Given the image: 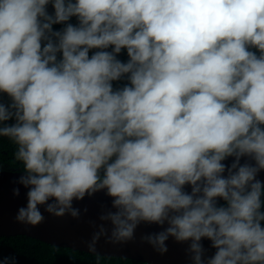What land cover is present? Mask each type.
I'll return each instance as SVG.
<instances>
[{
    "label": "clouds",
    "instance_id": "9594fccd",
    "mask_svg": "<svg viewBox=\"0 0 264 264\" xmlns=\"http://www.w3.org/2000/svg\"><path fill=\"white\" fill-rule=\"evenodd\" d=\"M0 137L20 224L103 193L97 259L147 224L160 255L264 264V0H0Z\"/></svg>",
    "mask_w": 264,
    "mask_h": 264
},
{
    "label": "water",
    "instance_id": "95a60500",
    "mask_svg": "<svg viewBox=\"0 0 264 264\" xmlns=\"http://www.w3.org/2000/svg\"><path fill=\"white\" fill-rule=\"evenodd\" d=\"M21 172L0 169V237L25 235L54 246L93 254L89 251L87 242L91 240L93 232L98 231V227H93L92 222L94 221L97 226L104 223L110 228L109 222L99 220L101 205L108 198L103 193H97L93 197L86 196L83 200L75 202L74 206L80 209V215L76 218L70 214L54 217L43 212L41 208L46 217L45 222L36 227L25 226L15 221V215L18 207L26 204V189L19 186L21 189L19 196H14L12 192V189L18 186L12 181ZM158 230L159 228L155 225L141 224L136 230V241L122 245L106 243L105 238L101 237L96 252L105 257L127 258L146 264H187L186 244L177 243L170 238L166 242L168 252L160 255L152 249L151 245L140 241L139 237L142 234ZM207 243L205 241L206 245Z\"/></svg>",
    "mask_w": 264,
    "mask_h": 264
},
{
    "label": "trees",
    "instance_id": "16d2710c",
    "mask_svg": "<svg viewBox=\"0 0 264 264\" xmlns=\"http://www.w3.org/2000/svg\"><path fill=\"white\" fill-rule=\"evenodd\" d=\"M14 145L7 138L0 137V169L22 171V165L14 160ZM15 254L18 264H146L142 261L105 257L54 246L25 236L0 237V257Z\"/></svg>",
    "mask_w": 264,
    "mask_h": 264
}]
</instances>
